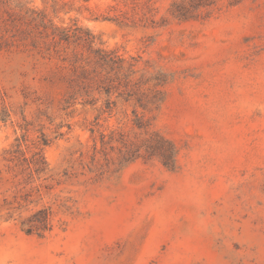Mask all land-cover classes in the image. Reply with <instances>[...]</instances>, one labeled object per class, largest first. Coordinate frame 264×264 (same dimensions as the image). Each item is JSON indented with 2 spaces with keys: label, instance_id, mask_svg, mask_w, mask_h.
<instances>
[{
  "label": "rangeland",
  "instance_id": "rangeland-1",
  "mask_svg": "<svg viewBox=\"0 0 264 264\" xmlns=\"http://www.w3.org/2000/svg\"><path fill=\"white\" fill-rule=\"evenodd\" d=\"M173 1L154 0L156 19ZM231 1L154 28L108 20L106 0L10 1L165 73L151 128L177 153L173 169L142 159L120 167L117 151L100 152L98 130L134 138L132 108L119 104L91 133L96 111L76 105L70 130L44 149L53 188L38 206H52L55 228L38 238L0 216V264H264V0ZM0 45V88L13 106L0 122L1 152L21 134L22 115L33 120L23 94L40 85L28 54Z\"/></svg>",
  "mask_w": 264,
  "mask_h": 264
},
{
  "label": "trees",
  "instance_id": "trees-1",
  "mask_svg": "<svg viewBox=\"0 0 264 264\" xmlns=\"http://www.w3.org/2000/svg\"><path fill=\"white\" fill-rule=\"evenodd\" d=\"M11 0H0V44L22 49L32 61V80L37 90H27L26 105H34L33 120L22 115L21 134L0 152V216L16 220L27 235L44 238L55 228L56 212L50 205L38 206L43 193L53 187L44 149L63 137L76 105L96 111L94 133L101 121L111 117L119 104L132 108V124L139 134L130 138L120 130L109 134L99 132L100 152L117 151L119 166L138 159L157 160L168 169L176 162V147L158 131L152 121L165 101L168 77L150 70L142 56H127L118 49L108 48L89 29L60 26L49 18L46 10L19 5L10 7ZM87 3L92 0H80ZM103 1V0H99ZM113 15L108 20L149 27H162L168 19L186 22L196 20L202 10L217 0H174L167 16L156 19L154 0H106ZM240 0H232L236 5ZM3 46L0 45V50ZM43 69L42 72L39 68ZM7 92L0 88V122L12 119V104ZM60 119L59 122L56 120ZM39 128L36 129L35 126ZM66 131V132H67ZM38 133L36 140L31 133ZM107 154L104 152V155ZM33 206V208H31ZM28 211L26 216L22 213Z\"/></svg>",
  "mask_w": 264,
  "mask_h": 264
}]
</instances>
